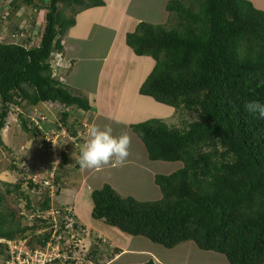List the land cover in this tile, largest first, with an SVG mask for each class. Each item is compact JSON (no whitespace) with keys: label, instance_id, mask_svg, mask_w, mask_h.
<instances>
[{"label":"trees","instance_id":"trees-1","mask_svg":"<svg viewBox=\"0 0 264 264\" xmlns=\"http://www.w3.org/2000/svg\"><path fill=\"white\" fill-rule=\"evenodd\" d=\"M18 1H12L9 8L18 10ZM21 2L42 6L44 22L38 44L31 37L25 43L0 39V133L11 104L51 102L70 108L60 113L61 122L77 135L76 121L69 115L73 109L89 110L92 106L88 98L73 93L53 76V53L63 52V36L76 24L77 14L104 6L105 0ZM164 8L170 14L167 23L141 20L126 33L132 51L155 62L139 93L196 112L197 118L182 126L150 118L131 127L151 160H179L183 165L171 173L155 175L162 193L157 200L122 196L109 183L94 188L92 215L166 248L191 241L200 250L224 254L229 264H264V119L244 108L249 101L264 103V9L252 0H167ZM14 29L13 35L27 32L18 24ZM19 118L25 131L41 134L24 113H19ZM43 144L48 151V142ZM18 170L22 178L6 182L5 191L0 190V238L30 236V247L44 243L50 233H35L48 225L46 220L22 225L19 203L13 209L5 205L15 191L19 199L28 201V207L33 206L21 189L22 183H33L25 179L21 167ZM48 204L49 199L42 208ZM84 228L76 224L77 230ZM93 240L95 244L100 241L96 234ZM118 251L116 247L112 254ZM98 253L92 247L87 258L102 263L103 254L99 257ZM5 256L0 242V258ZM137 264L162 263L150 259Z\"/></svg>","mask_w":264,"mask_h":264},{"label":"rangeland","instance_id":"rangeland-1","mask_svg":"<svg viewBox=\"0 0 264 264\" xmlns=\"http://www.w3.org/2000/svg\"><path fill=\"white\" fill-rule=\"evenodd\" d=\"M12 1L14 0H0V16L3 18V23L0 22V39L12 40V38H14L19 42L25 43L27 41L26 39L31 37L33 39L31 41L34 44H38L40 33H42L43 28L44 8H36L34 6L35 4L31 5L26 2L23 4L20 0L17 4L21 5L19 9L16 10L14 6L9 8V4L12 3ZM43 1L45 3L49 0ZM166 1L167 0H132L129 6V14L132 18L137 17L144 19V21L149 20V22L153 23H167L170 14L164 8ZM34 2L36 4H43L42 0H34ZM256 2L264 5V0H258ZM5 13L7 15H5ZM66 13L70 14L71 11L66 10ZM176 22L177 19L175 22L170 23L169 26H173ZM17 24L19 29L24 28L27 32L23 30L20 35L14 36L12 32L15 30L14 25ZM117 36L115 45L119 47V41H122L123 35L120 34ZM32 42L30 44H32ZM76 47L79 51V46L77 45ZM112 51L113 49L109 47L105 49V52H108L110 56L109 63L111 62ZM122 51L123 49H115L113 51L114 57L119 58L122 55ZM125 60L126 59H118L116 63L110 64L111 70L108 72V78H110V80H107L106 84L110 82V87L122 93H116L114 90L110 89L109 93L112 94V98L108 103L109 105L104 102L101 103V115L99 116V120L101 121L97 123V126L101 129L105 128V126L110 127L114 136L126 133L129 137L128 156L122 164L116 165L110 162L107 165L101 166L98 171L93 174L96 177H92V179L95 181L97 178L99 180L103 178L112 182L116 187V191H120L122 196L129 195L139 200H157L162 197V193L159 186L156 187V184L152 181L151 174L153 172L164 174L171 173L181 168L183 162L179 160H151L148 157V152L143 141L134 132L131 124L139 123L150 118H161L168 124L182 126L184 125V121L197 118V113L176 109V107L160 103L150 96L141 97V94L137 95L135 93L136 91L139 92V85H137V83L140 79L146 78L149 73V67H147L146 64L148 58L143 67L139 68H135L132 63L126 62ZM92 63L97 69L102 68L101 72L106 71L108 67L106 65H101L102 63L98 59H93ZM73 77L74 76L71 75L68 77L70 84H73ZM112 78L114 80H111ZM95 84L96 82L94 80L93 86H95ZM136 88H138V90H136ZM104 91L105 90L102 91V94ZM10 107L11 111L7 117V124L0 133L3 140V143L0 142V190L3 191L6 189V182L15 183L22 178V172L18 170V167L24 170V175L27 177L33 175L38 178H44L50 175L51 170L57 165L55 162L57 160H55L49 148L47 151L42 147V142L45 141L43 136L47 132L51 134L60 132L63 125L61 122L62 115L60 113L67 109V107L48 102H39L36 105H29L27 102L22 105L14 103L11 104ZM76 111V109H73L70 119L73 122L76 121L75 126H77V129H80L81 136L88 138L89 123L84 122L83 117H77L79 114L76 113ZM19 113H24L25 118H33L34 124H39L38 128L41 130V134L36 131L31 133L25 131L20 123ZM34 124L31 123V125ZM70 140L73 141L72 139ZM79 145V143L69 142V154L67 159L65 160L66 157L63 158L62 162H59V165L55 169L54 175L58 179L59 187L62 191V195L60 197L58 196L56 200L67 195L66 192H64L65 187H76L81 181L80 170H78L80 168L77 166V160L79 159V152L83 145L78 147ZM28 159H31V162ZM26 162L30 163V167L25 166ZM67 162L74 165L72 167L67 166L66 170H62ZM22 165H24V168H22ZM91 183L98 187L101 180L98 183ZM13 192L8 195L5 202V205L7 204V206L12 209L14 207L16 208L18 203L20 204L18 193L15 191ZM70 207L75 214L72 206ZM4 210L7 211L8 209L4 208ZM27 223L28 220L22 218V225H27ZM91 236H93L91 229L86 228L83 238L88 245L91 244ZM138 237H142L145 240V244L153 243L145 236ZM157 245L166 249V247L161 244ZM92 247L100 251V253L97 254L99 257L101 253L103 254L102 259H100L101 261L107 260L108 252H105L98 247V245H91V248ZM193 247L196 248L197 246L193 244ZM214 254L218 255L219 264H229L224 254ZM212 255L213 253L211 256ZM134 258L136 257L132 259L134 260ZM1 260L0 264H2ZM95 261L98 263L97 260ZM212 261L214 262L215 260L212 259ZM215 262H217V260ZM123 263L124 259H121L113 264Z\"/></svg>","mask_w":264,"mask_h":264},{"label":"crops","instance_id":"crops-1","mask_svg":"<svg viewBox=\"0 0 264 264\" xmlns=\"http://www.w3.org/2000/svg\"><path fill=\"white\" fill-rule=\"evenodd\" d=\"M105 1L106 4L104 6L91 7L77 14L76 24L68 29L62 39L64 46L63 54L71 61L70 68L64 73V81L73 93L86 97L90 101L92 106L91 109L76 111V113L79 114H77V117H83V121L88 122L89 127L93 124L97 125V123L101 121L99 120V116L101 115L100 105L102 102L106 104L110 102L112 98V94L109 93L110 89L114 90L116 93H122L110 87V82L106 84V81L110 80V78H108V72L111 70V63H116L118 59H126V62L132 63L135 68H139L143 67L148 58L146 64L147 67H149V72L155 64L154 59L151 57L135 55L125 43L126 33L133 31L136 25L141 20H144L137 17H134V19L130 16L129 6L132 0ZM252 1L258 8L264 9L263 4H258L256 2L258 0ZM120 34L123 35V39L119 41V47H116L115 41L118 37L117 35ZM77 45L79 46V51L76 47ZM107 47L113 49V51L115 49H123L122 55L119 58H115L112 51L111 62L109 63L110 56L108 52H105ZM93 59H98L102 63L101 65L108 66L106 71L101 72L102 68L97 69L92 63ZM70 75L74 76L73 84L69 83L68 77ZM144 79H140L137 83L139 87ZM94 80L96 82L95 86H93ZM111 80L114 79L112 78ZM103 90H105L103 93L104 95L102 94ZM136 90H138V88H136ZM135 93L140 95L137 91ZM143 96L146 95H141V97ZM87 139L86 137L81 145H84ZM65 164L62 170H66L67 166L72 167L74 165L69 162ZM56 168L57 167H54L53 169ZM78 170H80L81 175L79 185L71 188L69 186L65 187L64 192H66L67 195L57 201L60 204L72 206L77 218L85 227L84 230L86 228L91 229L92 234H96L100 239V241L97 242L98 247L107 251L109 255L112 254L116 247L120 249V251L113 253L110 258H107V260L102 263L113 264L118 260L124 259L123 264H137L153 259L162 264H219V258L218 255L214 254L215 252L203 251L198 247L195 248L193 247L194 243L191 241L178 244L173 248L163 249V247H160L157 243L145 244V240L142 237L134 236L128 232L122 231L116 226L107 224L103 220L94 218L92 215L94 204L91 192L94 188H97V186L93 185L91 182L98 183L101 180L98 187H101L107 182L113 185L115 189L116 187L112 182L103 178H100V180L97 178V180L94 181L92 177H96L93 174L96 173L98 169L80 168ZM156 174L157 173L154 172L151 174L154 183ZM155 186L157 187L158 185L156 184ZM59 191L58 196L60 197L62 191L61 189ZM118 192L121 193L120 191ZM92 237L93 236H91V238ZM84 244L86 247L91 245L86 244L85 241ZM209 252H212L213 255L211 256L212 253ZM133 257L136 258L133 260ZM212 259L215 261L217 260L218 263L215 261L213 262Z\"/></svg>","mask_w":264,"mask_h":264},{"label":"built area","instance_id":"built-area-1","mask_svg":"<svg viewBox=\"0 0 264 264\" xmlns=\"http://www.w3.org/2000/svg\"><path fill=\"white\" fill-rule=\"evenodd\" d=\"M67 137L73 141L77 139V137L67 136L65 127L59 133L44 134L57 161L61 160L63 153L68 152ZM25 166L30 167V163L26 162ZM28 178L33 184L25 183L22 191H27L31 195L33 206L28 207V201L23 200L17 207L19 215L28 220L27 225H33L35 222L41 224L43 220H46L48 225L37 229L35 233H50V236L43 239L44 243L30 247L27 246L30 236L14 239L0 238L7 254L2 259V264H98L95 260L87 258L89 247L84 244V231L76 229V224L80 222L71 207L60 204L56 200L60 187L55 180L54 172L44 178L37 176ZM47 199L49 204L44 209L42 203Z\"/></svg>","mask_w":264,"mask_h":264},{"label":"clouds","instance_id":"clouds-1","mask_svg":"<svg viewBox=\"0 0 264 264\" xmlns=\"http://www.w3.org/2000/svg\"><path fill=\"white\" fill-rule=\"evenodd\" d=\"M105 3H106V1H105ZM39 4H41V3H39ZM40 7H42V6H40ZM12 34H13V32H12ZM16 35L17 34L15 33L14 36H16ZM40 36H41V33H40ZM125 43H126V41H125ZM70 66H71V61L66 58V56L63 54V52H61V53L60 52H54L53 53L52 66L51 67L53 70V76L56 79H60V80L64 81V73L66 72V70L68 68H70ZM48 103H51V102H48ZM244 108L247 112L257 116L259 119H264V103H261L258 100H253V101L246 102L244 104ZM67 109H70V108L67 107ZM71 114L69 115V117L71 116ZM31 120H33V122H34L33 118ZM35 125L39 126L38 124H35ZM63 127H65V129L67 131V136L77 137L76 141H71L70 138L67 137V140H68L67 147H69V142L79 143L80 145L78 147H80L82 142H84L85 138H86V137L81 136L80 129H78L77 135H73L70 132V130L64 124L62 125L61 129ZM43 139L45 140L44 136H43ZM43 142H42V147L44 146ZM128 147H129V137L126 133L121 134L119 136H114L112 134V130L110 127L105 126V128L101 129L99 126L93 124L88 129V139L86 140V142L84 143V145L80 149L79 159L77 160V164L82 169H93V168L99 169L101 166L107 165L110 162H112L116 165H119V164H122L125 161V159L127 158ZM49 151L52 152V150L50 148V144H49ZM68 154H69V148H68V152L62 154V157H61L62 159L60 161H55L57 165L54 167H57L59 165V162H62L65 155H68ZM52 155L54 156L53 152H52ZM28 160H30V162H31V159H28ZM55 160H57V159L55 158ZM22 166L24 168V165H22ZM25 172H26V170H25ZM51 172H55V169L51 170ZM31 176H33V175H31ZM31 176H29V177H31ZM27 178L28 177L26 176L25 179H27ZM55 180H56V182L59 183V181L56 177H55ZM24 184L25 183H22V186ZM22 186H21V189H22ZM59 190H58V195L60 192ZM24 192L26 194H28L30 199L32 200L31 195L29 193H27V191H24ZM23 200L27 201L26 199H20V203L23 202ZM32 202H33V200H32ZM83 231H84L83 232V234H84L85 230L83 229ZM90 240H92V243H91L92 246L97 245V242H96V244L94 243L93 237L90 238ZM91 245L89 246V251L91 249ZM1 259H3V258H0V260ZM98 264H100V263H98ZM102 264H105V263H102Z\"/></svg>","mask_w":264,"mask_h":264}]
</instances>
